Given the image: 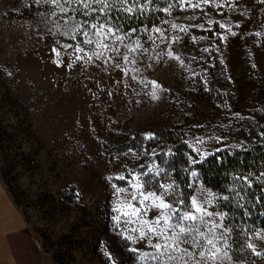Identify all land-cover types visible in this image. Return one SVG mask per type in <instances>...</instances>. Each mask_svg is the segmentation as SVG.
Returning a JSON list of instances; mask_svg holds the SVG:
<instances>
[{"label":"rangeland","instance_id":"1","mask_svg":"<svg viewBox=\"0 0 264 264\" xmlns=\"http://www.w3.org/2000/svg\"><path fill=\"white\" fill-rule=\"evenodd\" d=\"M78 25L32 10L30 0H0V178L55 264H155L142 259L155 250L132 230L141 229L137 218L125 223L117 209L128 210L138 177L145 194L172 185L166 199H183L181 213L190 197L207 196V211L223 214L194 166L264 135V0L200 8L175 0L158 26L116 33L125 37L114 45L120 56L91 60L101 49L68 47L83 39ZM213 219L221 224L213 235L226 239L215 240L222 259L208 264H264V230L233 256L224 219ZM185 248L200 250L182 243L175 255Z\"/></svg>","mask_w":264,"mask_h":264},{"label":"snow or ice","instance_id":"2","mask_svg":"<svg viewBox=\"0 0 264 264\" xmlns=\"http://www.w3.org/2000/svg\"><path fill=\"white\" fill-rule=\"evenodd\" d=\"M65 4H78L80 7L85 9V11L80 12V15L85 17H91L93 20L99 21L98 23L89 24L88 20H84L82 25L77 26V31L81 33L83 39H81L76 45H68V47H73L75 52H84V48L81 45H90L94 49H101V51H93L92 56H88L85 52V56L91 60L93 56L100 58L104 55V51H115L117 56H120L119 47H114L117 42H122L124 36L116 35L119 32L118 27H113L111 25V15L109 9L114 5L112 0H64ZM116 3L120 5H126L129 3L139 4L141 0H115ZM203 3H209V0H202ZM183 0H176V6H181ZM188 6L200 8L201 0H197L195 4L188 0ZM73 11L79 12V8H73ZM62 11L64 9L62 8ZM126 13H133L134 8H125ZM104 17L108 22L105 23L100 20ZM89 27L92 32L84 31V27ZM173 27H177L173 25ZM224 27V25H220ZM184 30V29H181ZM136 29H131V33H135ZM155 31L160 32V29H155ZM161 36L163 33L161 32ZM111 37H114L112 43L109 44L108 41ZM73 39L76 37L73 36ZM154 42V41H153ZM125 47H128L125 45ZM139 47V45L137 46ZM55 51V50H54ZM129 51H136L134 48H129ZM59 55V52H57ZM169 56L172 55L171 52L168 53ZM76 59H83L81 56H77ZM111 59H116V57H111ZM124 60H128V56H123ZM178 59V57H177ZM75 61H73L74 63ZM119 66V65H117ZM155 84V82H152ZM152 98L156 99L155 92L152 93ZM198 151V150H197ZM196 162V161H194ZM119 179H125L123 176L118 177ZM139 178L134 177L132 181L129 182L130 187L135 189V191L130 193V201L125 205L127 211L123 209H117V211L123 212L124 216L129 217L125 220V223H133V218H137L135 222L141 225V229L133 228V231L139 232L138 239L147 240L148 244L155 250L154 253H145L142 259L148 261H155V264H168V262L181 261V264H185L184 258L187 257L188 260H192L195 255L200 257V260L196 264H208V261H216L222 259L220 256V249L216 247L215 240H225L226 237L222 232L219 237L213 235L215 229L221 227V224L217 223L213 217L219 215L220 219H224V214H217L215 212H208L204 207L205 204L209 203L207 196L203 200L195 197H190L187 203L190 205V211L181 213L180 209L175 207V203L183 205L185 201L183 199L175 202H168L166 199L168 197L169 190L172 189V185L165 186L163 184L159 185L162 191L148 192L145 194L142 189L145 184L138 182ZM147 183V182H145ZM118 192L127 191V189H117ZM132 201L136 203L133 204ZM151 208L157 210V215L152 219H146L148 211ZM119 219V217H117ZM191 221L189 224L188 222ZM211 225V226H209ZM201 226L208 229V233L211 238H206L204 232L201 230ZM227 231V230H225ZM156 238V242H152V237ZM131 239V237H127ZM205 239L206 245L205 249ZM187 244L193 249H200L197 252H190L187 248L183 249V254L180 256L175 255V253L181 251L180 244ZM251 247V245H249ZM133 251H136L133 249ZM226 255V253H225ZM166 258V259H165Z\"/></svg>","mask_w":264,"mask_h":264},{"label":"trees","instance_id":"3","mask_svg":"<svg viewBox=\"0 0 264 264\" xmlns=\"http://www.w3.org/2000/svg\"><path fill=\"white\" fill-rule=\"evenodd\" d=\"M174 1L141 0L139 4L120 5L112 0L114 6L109 9L111 25L121 31L149 30L162 22ZM30 7L34 11L45 12L59 22H99L80 15L85 9L78 4H65L64 0H30ZM129 7L135 9L131 14L124 11ZM73 8H79V12L73 11ZM100 20L108 22L104 17ZM254 138L247 146L219 151L194 166L202 184L220 196V209L225 217L223 222L233 256H238L241 240L245 236L264 230V135ZM185 182H189L188 173Z\"/></svg>","mask_w":264,"mask_h":264},{"label":"crops","instance_id":"4","mask_svg":"<svg viewBox=\"0 0 264 264\" xmlns=\"http://www.w3.org/2000/svg\"><path fill=\"white\" fill-rule=\"evenodd\" d=\"M0 264H55L29 230L0 178Z\"/></svg>","mask_w":264,"mask_h":264}]
</instances>
